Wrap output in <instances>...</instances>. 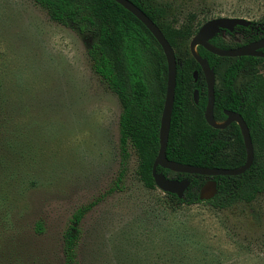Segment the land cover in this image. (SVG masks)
Returning a JSON list of instances; mask_svg holds the SVG:
<instances>
[{
	"label": "rangeland",
	"instance_id": "obj_1",
	"mask_svg": "<svg viewBox=\"0 0 264 264\" xmlns=\"http://www.w3.org/2000/svg\"><path fill=\"white\" fill-rule=\"evenodd\" d=\"M156 1L176 25L191 14L202 23L264 17V0ZM225 39L243 41L241 34ZM87 48V39L34 0H0L1 94L12 126L27 138L22 156L9 157L18 175L0 171V264H64L63 232L89 203L80 264H264V192L222 209L178 203L143 183L133 151L115 187L121 106L93 72ZM186 239L191 249L183 248Z\"/></svg>",
	"mask_w": 264,
	"mask_h": 264
},
{
	"label": "trees",
	"instance_id": "obj_2",
	"mask_svg": "<svg viewBox=\"0 0 264 264\" xmlns=\"http://www.w3.org/2000/svg\"><path fill=\"white\" fill-rule=\"evenodd\" d=\"M34 1L53 21L75 29L88 40L87 54L93 72L119 100L120 172L115 187L123 182L133 151L137 158L138 177L147 187L155 188L152 168L160 146L159 131L168 75L163 48L145 24L115 0ZM131 1L161 28L177 58V82L167 157L205 167L242 166L246 161V148L239 124L232 122L225 128H215L205 119L207 85L201 66L189 46L203 23L197 20L196 14H191L185 22L176 25L167 19L168 9L161 2ZM246 29L252 30L247 35L249 41L263 37L264 17L260 21H252ZM209 42L224 49L239 46L226 41L219 34L209 39ZM197 49L214 67L219 78L215 91V119L225 120L224 109L240 112L250 128L255 158L249 169L237 175L208 176L176 172L175 176H170L171 170L160 165L157 171L171 178L190 180L183 197L165 192L178 203L206 202L222 209L238 202H252L264 192V57L220 56L202 45H198ZM260 49L264 51V46ZM195 70H198L197 80L194 79ZM196 88L200 92L198 102L194 100ZM2 97L0 171L5 174V178H11L18 175L19 167L12 164L9 157L16 159L22 156L25 152L22 146L27 138L26 133L24 137L12 126V107ZM208 180L217 182V190L210 199H203L201 188ZM94 204L82 205L73 212L62 235L64 264H80L78 249L83 234L81 222ZM37 229L43 231L41 221L37 222ZM169 233L172 237L176 236L175 232ZM192 247V239H186L183 248ZM178 248L181 249L177 245Z\"/></svg>",
	"mask_w": 264,
	"mask_h": 264
},
{
	"label": "water",
	"instance_id": "obj_3",
	"mask_svg": "<svg viewBox=\"0 0 264 264\" xmlns=\"http://www.w3.org/2000/svg\"><path fill=\"white\" fill-rule=\"evenodd\" d=\"M124 6L127 10L132 12L139 20H141L145 26L151 31L154 37L164 50L167 58V89L164 101V107L161 115L159 140L160 146L157 156L153 163L152 174L157 187L164 192L177 194L179 197H183L186 189L190 185L189 179H177L171 178L165 175L163 172L157 171V166L160 165L164 168L170 169L175 172L200 174V175H237L245 172L251 167L255 158L254 144L251 137L250 128L243 118V116L233 110H226L227 118L223 121H217L214 116L215 105V85H216V72L214 67H211L209 61L203 58L198 52V45L204 46L207 50L220 56H243V55H255L264 57V51L260 48L264 46V36L252 41L250 43L233 47L229 49L220 48L209 42L216 33L222 29L232 30L235 25H248L251 21L243 17H228L220 16L207 20L204 22L192 37L190 41V50L195 59L199 62L202 72L205 76L207 84L208 101L205 111V119L209 125L215 128H225L232 122H237L241 128L243 134L245 148H246V161L237 168H225V167H205L191 165L187 163H181L171 160L166 155V148L169 138V129L171 122V115L174 106L175 88L177 82V58L175 50L166 38L161 28L156 24L154 20L137 4L131 0H115ZM194 79H198V70L194 71ZM200 96L199 89H194V100L198 102ZM217 190V182L215 180H208L201 188V197L203 199H210Z\"/></svg>",
	"mask_w": 264,
	"mask_h": 264
},
{
	"label": "flooded vegetation",
	"instance_id": "obj_4",
	"mask_svg": "<svg viewBox=\"0 0 264 264\" xmlns=\"http://www.w3.org/2000/svg\"><path fill=\"white\" fill-rule=\"evenodd\" d=\"M251 23H252V21L248 24V25H240V24H237V25H235L234 26V28L232 29V30H230V29H222V30H220L218 33H216V34H219V35H221L222 37H223V39H225L226 37H228V39H231V37H233V36H235L236 34H241L242 35V38H243V41H238L237 42V44H239V46H241V45H244V44H247V43H250V42H252V41H255V40H257V39H255V40H248V37H247V35H249L248 34V32H250V33H252V30L251 29H249V30H247L246 28L247 27H249V26H251ZM215 34V35H216ZM214 35V36H215ZM261 38V37H260ZM259 39V38H258ZM226 40V39H225ZM227 41V40H226ZM235 47H238V46H235ZM233 48V47H232ZM204 75V74H203ZM204 78H205V76H204ZM206 81V80H205ZM216 81H217V77H216ZM207 85V84H206ZM215 91H216V85H215ZM208 95V94H207ZM215 106V105H214ZM226 110H232V109H224V113L226 114ZM233 111H236V110H233ZM238 112V111H237ZM240 113V112H239ZM241 114V113H240ZM242 115V114H241ZM215 116V115H214ZM226 118H227V114H226ZM225 118V119H226ZM246 121V120H245ZM230 125V124H229ZM228 125V126H229Z\"/></svg>",
	"mask_w": 264,
	"mask_h": 264
}]
</instances>
